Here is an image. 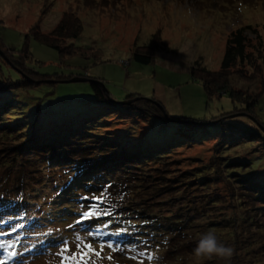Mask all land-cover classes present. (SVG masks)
Segmentation results:
<instances>
[{
    "label": "rangeland",
    "instance_id": "rangeland-1",
    "mask_svg": "<svg viewBox=\"0 0 264 264\" xmlns=\"http://www.w3.org/2000/svg\"><path fill=\"white\" fill-rule=\"evenodd\" d=\"M65 12L75 13L83 23L84 32L74 42L81 48L83 55L62 56L30 34L37 26L41 32L50 33ZM248 25L257 30L264 44V0H0L1 40L6 50L11 49L16 55L27 46L30 52L28 59L31 58L28 66L37 76H41H36V79L83 75L103 82L109 96L117 102H124L129 95L152 98L148 94L154 91L155 83L161 81L182 93L179 108H165L168 115L209 118L208 122L232 112L235 105L227 95L213 99L208 104L203 84L192 78L191 68L200 63L210 71H218L230 34ZM157 33L166 47L159 46L155 62L144 65L134 61V51L149 46L153 35ZM247 37L251 40L248 50L255 52V46L258 45L256 34L249 31ZM174 62L178 65L171 68L169 65ZM188 69L190 75L168 71ZM232 76V84L237 90L248 92L246 95L252 99L257 96L259 105L253 115L264 121V74L245 67ZM21 78L17 70L0 60V86L6 80L17 82ZM189 80L193 84L199 83V91L184 89L185 82ZM203 90L204 98L200 96ZM105 105L97 103L90 82L44 83L36 89L0 91V218H3L1 210H13L19 206L15 212L19 217L8 215L7 218L10 221H24L20 228L29 230L21 239L28 236L30 241L41 242L47 251V255L34 256L24 264H60L61 257L57 254L61 248L67 246L70 251H78L77 245L83 247V239L79 237L81 234L76 232L77 229H72L67 243L60 247L52 244L61 239L58 237L62 231L66 232V223L53 225L52 230L46 225L53 224L54 218L63 216L62 206L70 209V206L65 205L69 197L61 198L57 184H66L71 180V173L64 174V168H50V164H44V167L39 161H27L33 160V155L21 159L19 154L21 158L12 161L16 157L11 148L18 145L22 137L17 135V140L8 138L3 129L16 124H22L23 128L19 127L22 130L41 128L52 135L67 130L61 136L81 130L95 131L96 126L104 136L124 132L122 138L130 141L137 151L158 152L164 157L168 155L161 161L137 166L140 169L134 165L132 173L125 175L127 178L121 177L124 174L118 172L110 183L100 188L97 195L102 199L101 206L120 213L117 220L128 217L131 225L125 229L131 230L136 241H129L130 245L125 246L128 254L124 249L111 251L113 247L103 246L100 257H93L96 264H136L130 262L132 260L128 257L145 261L146 245L149 246L148 240L153 239V220L160 221L161 218H193L195 224L205 225L200 229L201 233L208 231L209 225L215 221L220 226L222 223L217 238L233 247L234 252L236 247L238 253V258H231L230 264H264V217H256L255 226L245 228L249 226L243 223L244 217L252 205L245 195L236 190L238 185L232 182V178L226 179L230 180L227 182L223 177L216 176L218 179L212 181V185H205V182L202 183L203 177H197L215 176L210 171L215 166L225 176L224 163L238 158H263L264 161V149L252 152L254 146H241L223 150L211 139L204 144L183 143L169 150L171 153L168 154L161 152L163 148H172L178 140L185 139L176 132L178 124H165L152 117L112 120L114 113L106 114L109 108H105ZM238 106L240 110L244 107L241 104ZM199 108L201 113L205 109L207 114H200ZM193 111L196 118L189 117ZM241 116H233L227 122L251 126L257 122L249 114L242 113ZM135 117L131 115L132 119ZM109 121L112 125L107 124ZM204 169L210 173L204 174ZM99 179L104 183L103 177ZM229 182L234 186L233 189ZM19 187L21 190L16 191ZM59 188L61 190L62 187ZM56 201L58 205L54 203ZM19 224L0 228V242L5 243V250L10 249L14 237L8 234H12ZM225 224L236 229L239 235H230V231L224 229ZM146 229L150 233L144 234ZM246 229L249 230L244 232ZM193 231L196 233L197 228ZM18 232L16 235L21 234ZM49 232L55 234V241L51 242ZM171 244L170 250L164 249L163 244L149 249L152 259L159 260L161 264H228L215 257L212 260H198L193 250L184 249L190 243L180 244L174 240ZM178 244L186 246L180 247ZM173 247H180L179 253H174ZM177 253L182 255L180 262H176ZM20 258L23 259L22 256Z\"/></svg>",
    "mask_w": 264,
    "mask_h": 264
},
{
    "label": "trees",
    "instance_id": "trees-1",
    "mask_svg": "<svg viewBox=\"0 0 264 264\" xmlns=\"http://www.w3.org/2000/svg\"><path fill=\"white\" fill-rule=\"evenodd\" d=\"M32 30L30 34L35 40L56 50L62 56L83 55L81 48L74 42L81 38L84 32V26L81 19L73 12H65L57 26L48 34L41 32L38 26ZM249 31H253L256 34L258 45L255 46V52H250L248 50L251 46V40L247 37ZM28 37L29 35L26 39H28ZM67 42L70 43L67 44ZM159 46L161 48L166 47L162 45L161 36L157 33L153 35L149 46H146L143 50L134 51L132 59L140 64H152L155 62V53ZM0 50L6 56V60H4L2 56H0V60L17 70L22 76L21 80L17 82L6 80L4 85L0 86V91H6L8 89H36L44 83H51V85H53L59 84L63 80L74 78V76L71 75L36 79L37 75L28 66V62L31 61V58L28 59L30 57V52L27 46L16 55L11 49H8V51L6 50L0 36ZM239 67L244 69L245 67H250L258 74H264V44H262L260 34L250 25L237 29L230 34L226 42L221 68L218 71H210L200 63H196L191 68L192 78L194 80H199L203 84L206 95L208 96V104L213 99H218L227 95L235 105L232 112L223 114L219 116V118L215 117L211 122H208L209 118L192 119L172 117L168 115L165 107L154 98L129 95L124 101L131 100L132 104L123 105L121 102L113 100L98 83L91 82V85L97 103L106 104L105 108H109L106 114L114 113L112 115V120L120 119L123 121L127 119L136 120L152 117L165 122V124H178L176 132L179 135H183L185 139L178 140L176 145H172V148H163L161 152L165 151L170 154L171 152H169V150L183 143L204 144L205 141L211 139L217 143V146L223 148V150H233L241 146H254L253 149L255 150L252 152L256 150V152H259L260 149H264V121L257 119L253 115L254 109L259 105L257 96L252 99L251 96L246 95L249 94L248 92H240L232 84V75L240 71ZM79 77L88 78L83 75ZM49 80H54V82H49ZM91 80L99 81L95 79ZM238 104H241V107L244 105V107L240 110ZM242 113L249 114V117H253L257 122H253L252 126L248 124H230L227 122L233 116L243 117L241 116ZM131 115H136V117L132 119ZM110 123L109 121L107 124L112 125V123ZM21 126L22 124H16L14 126H5L3 129L5 133H7L5 136L8 138L12 137L13 140H17L19 138L17 135H21L22 137L19 144L11 148L12 153L16 157L12 161L21 158L19 154L22 156L21 159L33 155V160L29 158L30 160L27 161H34L36 163L39 161L42 166H44V164H50V168H64V174L71 173L69 177L71 180H68L66 184H62L61 186L57 184V192L59 191L61 198L64 196L69 197L65 200V205L70 206V209L68 210L62 206L63 216H58L60 217L59 219L54 218L53 224L46 225L52 230L53 225L66 223V232L62 231L63 233L58 237L61 239L55 241V234L49 232L51 242L55 241L52 244H56L58 245L57 247H60L64 243H67L66 240L72 235L69 233L72 232V229H77L76 232L81 234L79 237L83 239L82 245L91 244L92 247L98 251L101 245L108 247L109 244L113 247L111 251L114 249L125 250V246L130 245L129 241H136L131 230L127 231L125 229L127 225H131L128 221L129 218L124 217L117 220L118 216L121 214L102 207V199H100V195L97 194L103 185L106 186L107 182L110 183L114 179L116 173L118 174V172H120L124 174V176L121 175V177L127 178L125 175L132 173V167L134 165L135 167H143L144 164L161 161L160 159H164L168 157V155L164 157V155L160 156L158 152L145 150L137 151L134 146L131 145L130 141L122 138L124 132H116L115 135L104 136L101 131H98L99 127L96 126H94L96 129L95 131H75L66 136H61L60 134L67 130L52 135L47 131L40 130L41 128L22 130L21 128L23 127ZM255 126H258V128ZM104 133L114 132L104 131ZM3 134L4 133H1V135ZM222 159H224V157ZM263 163V158H238L224 163L226 167L225 176L221 175L215 166L213 169H210V171L214 172L212 175L215 176L205 178L204 175H200L197 177H203L204 181L202 180V183L205 182V185H208V183L211 184L212 181H216L218 177H223L225 180L232 178V182L238 185L236 190L238 189L239 192L245 195L252 205L249 206L252 207V209L246 211L243 221L246 226H249L245 228H252L255 226L258 217H264ZM141 167L137 168L140 169ZM66 169H70L71 171L67 172ZM210 171L206 169L202 170L204 174L210 173ZM216 176L218 177L216 178ZM101 177L104 178V183H101L99 179ZM226 181L228 182L230 180ZM230 184L231 189H233L234 186L232 187V183ZM16 186L15 183V188ZM59 187H62L61 190ZM20 188L21 187L17 188L16 191H18V189L20 191ZM100 201L101 203H99ZM243 201L247 203L246 200L243 199ZM54 203L58 205L59 202L56 201ZM17 207L13 210H1L3 218H0V228L10 227L20 222L17 229L14 230L12 234H8L14 236L10 249L5 250V243L0 242V245H3V247H0V261L5 262V264H24L31 261L32 259L30 258L34 256H39L41 254L47 255L46 248L44 246L42 247V244H40L41 242L36 243L30 241L28 236L21 239L22 236L27 234L29 225L26 226L28 229L24 231L23 227L20 228V225H22L24 221H21V219L10 221V219L7 218L8 215H12V217L15 218L19 217L15 213ZM134 213H138V211L132 212V214ZM153 223L154 229L151 230L153 232V239L148 240L150 241L149 246L146 245V260L143 261L142 259L138 260L137 258L128 257L132 260L130 262H136V264H161L158 262L159 260L155 261L148 258L151 256V250H148L160 244H163L164 249L170 250L172 249L171 243L174 240L180 244L190 243L191 245L186 244L187 246L178 245L180 247L186 246L184 248L186 251L188 248L192 251L202 234L200 229L205 226L202 224L199 225L198 222L195 224L193 218L182 220L176 218H165L164 220L161 218L160 221L153 220ZM220 224L221 226L215 221L214 224L209 225L208 231H213L217 235V232L222 228V223ZM36 226L37 225H31V227ZM41 227L45 228L43 225H41ZM195 228H197L196 233L193 231ZM224 229L229 230L230 232L228 233L230 235H239L238 231L228 224H225ZM248 230L249 229H246L244 232ZM18 231L21 232L20 235H16ZM147 232L150 233V230L146 229L144 234ZM0 237L2 236L0 235ZM134 244L136 245V243ZM170 246L171 248L169 249ZM180 247H173L174 253H179ZM234 248L235 252L232 259L235 257L238 258V253L236 252L237 248ZM18 252L21 254L18 255ZM125 253L128 254L126 250ZM178 253L175 255L176 262H180V257L182 256L178 255ZM57 255L60 256L59 253ZM21 256L23 259L20 258Z\"/></svg>",
    "mask_w": 264,
    "mask_h": 264
},
{
    "label": "clouds",
    "instance_id": "clouds-1",
    "mask_svg": "<svg viewBox=\"0 0 264 264\" xmlns=\"http://www.w3.org/2000/svg\"><path fill=\"white\" fill-rule=\"evenodd\" d=\"M193 252L200 261L212 260L215 257L230 264L234 249L222 243L215 232L207 231L200 235Z\"/></svg>",
    "mask_w": 264,
    "mask_h": 264
},
{
    "label": "crops",
    "instance_id": "crops-1",
    "mask_svg": "<svg viewBox=\"0 0 264 264\" xmlns=\"http://www.w3.org/2000/svg\"><path fill=\"white\" fill-rule=\"evenodd\" d=\"M175 65H178L177 62H174L172 65H169V66L171 68H174ZM179 65L181 66V64H179ZM168 71H170L171 73L172 72L182 73L181 75H183V74L190 75L189 69L188 70H183V71H176V70H173V71L168 70ZM185 84H186V86L184 87V89H191V90L199 91V89L201 88V87L200 88L197 87L199 85V83L193 84V83H191V80L185 82ZM171 87H172L171 85L168 86V85H166L165 83H163L161 81H157L155 83L154 91L149 93L148 96H150V97L156 99L157 101H159L160 103H162L165 106V108H168L170 106H171V108H173V107L174 108H179L180 103L182 101V93H178L176 90L172 89ZM204 94H205L204 90L200 92V96L202 98H204ZM198 111H199L200 114H207L205 109H204L203 113H201V109L200 108L198 109ZM178 114H180V113H178ZM184 115H187V114L184 113ZM190 116H193L194 118H196L194 111L192 112L191 115H189V117Z\"/></svg>",
    "mask_w": 264,
    "mask_h": 264
},
{
    "label": "snow or ice",
    "instance_id": "snow-or-ice-1",
    "mask_svg": "<svg viewBox=\"0 0 264 264\" xmlns=\"http://www.w3.org/2000/svg\"><path fill=\"white\" fill-rule=\"evenodd\" d=\"M3 247V245H0ZM109 248L112 247L111 244L108 245ZM78 251H70V249L65 246L59 255L61 256L60 264H96V260L93 257L99 258L101 252L103 251V245H101L100 251H97L92 247L91 244H84L83 247L77 245ZM152 259L151 256L148 257ZM111 259V257H109ZM0 264H5V262L0 261Z\"/></svg>",
    "mask_w": 264,
    "mask_h": 264
},
{
    "label": "water",
    "instance_id": "water-1",
    "mask_svg": "<svg viewBox=\"0 0 264 264\" xmlns=\"http://www.w3.org/2000/svg\"><path fill=\"white\" fill-rule=\"evenodd\" d=\"M0 56H2L4 58V60H6V56L5 54L0 50ZM80 82H96L98 83L103 89L104 91L108 94V91L106 90L105 88V85L104 83L100 82V81H94V80H91L89 78H82V77H74V78H71L69 80H63L61 81V83H80ZM109 95V94H108ZM123 105H130L132 104V101H124V102H121Z\"/></svg>",
    "mask_w": 264,
    "mask_h": 264
}]
</instances>
